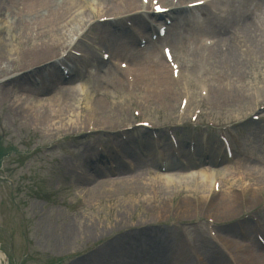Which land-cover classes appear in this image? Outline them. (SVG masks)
Returning a JSON list of instances; mask_svg holds the SVG:
<instances>
[{
  "label": "rangeland",
  "instance_id": "374dc122",
  "mask_svg": "<svg viewBox=\"0 0 264 264\" xmlns=\"http://www.w3.org/2000/svg\"><path fill=\"white\" fill-rule=\"evenodd\" d=\"M171 1L168 0V2ZM138 2L143 3L142 0ZM263 2L264 0H257L254 5L252 3L248 6L243 1L234 0V11L236 13L249 11L256 22L262 24L264 23ZM161 4L164 3L161 2ZM84 5L89 18H93L91 21H96L97 15H104L102 10L105 11L106 8L104 5L99 6V0H85ZM112 17L115 16L112 14ZM120 17L119 19L124 18L122 15ZM14 19L12 17L6 24L0 22V29L4 28L5 31L2 36L8 46L18 45L21 41L25 42L17 30L10 31L8 35L6 27H10L9 24H11V27L15 28L16 20ZM125 21L126 19L124 24ZM127 22L129 20L126 24ZM86 29L87 26L84 32ZM191 30L187 31L188 36L194 35ZM238 32L240 35V31ZM210 37L214 36L210 35ZM92 38L87 34L80 46L94 44L91 42ZM132 38L135 39L134 36ZM243 41L244 39L241 42ZM257 41L264 48V39ZM219 43L222 44L221 41ZM223 44L226 45L224 41ZM162 45V43L155 45L160 59L162 58ZM251 46L249 41H245L237 51L244 52L245 48L250 50ZM132 47H138L137 40H133ZM8 48L11 50V47ZM26 48L29 49V45ZM128 48H130L129 45H127ZM222 48L220 45L215 50L209 51L207 59L211 62H207L208 68L215 69L218 57L221 58L224 66L227 67L228 64L233 66L234 59L233 61L229 59L230 55L221 57L218 54ZM24 51L25 49L21 46L13 50L16 62L23 64L17 63L14 68H9L2 63L0 67V85L7 81L5 89L0 91V142L6 149H12L0 168V256L3 258L2 264H84L83 259L87 260L111 238L130 232V228L122 229L130 225H133L131 228L139 231L149 226L158 227L170 238L167 243L172 250L170 254L174 252L173 254L180 255L178 257H183L187 253L193 264H210L207 253L209 254L212 249L217 250L218 254V249H220L221 255L228 264H243L240 258L247 254L257 253L264 257V248H257L253 243L237 242L238 244H234L237 231L234 228V220L237 217H233L237 216L240 210L227 217L216 216L213 220L208 217L212 213L208 214L207 210H199L200 213L194 212L193 208L197 205L195 200L197 198L193 192L177 193L171 197V206L168 204L167 212L163 215L155 212L159 198L149 191L139 197L134 195L127 199L121 191L115 190L89 204L80 198L83 185H79V181H75L76 178H74L81 171L97 177L93 172L94 168L99 166L100 161L108 157L114 148L119 147L120 142L151 141L152 139V148H154L156 142L154 143L153 139H161L163 143H169L170 135L182 141L184 153L187 152V143L191 137L196 139L195 148L200 154H203L204 149L207 150L208 155L210 154V157L205 160L214 157L225 160L227 157L224 142L221 143L219 139L220 136H225L233 154L236 151V156L234 154L235 159H228L231 163L226 165L231 174L229 173L221 181L223 187L221 195L223 196L215 198L212 193L209 199L212 198V203L214 199L219 202L220 198L223 200L229 192H234L235 196L240 198V205L242 201L248 204L252 217L259 218H257V225H264V55L261 58L249 51L251 61L249 67L243 70L245 77L242 76L244 79L240 80L238 85L239 92L244 96L234 95L235 86L230 84V88L225 87L224 90L213 88L214 92L211 97L202 103L196 88L203 86L198 87L199 83L196 84V88L193 86L196 82L195 77L198 76L195 74L198 68L196 58L191 59L188 55L178 56L181 59L179 63L184 76L180 79L176 92L180 94L183 88L191 84L189 89L192 90H189V93L192 99L195 100L198 97V102L190 105L189 109L181 114L178 113L179 102L174 105V111H170L164 104L163 98H157L158 96H148L144 92L138 94L133 92L132 95H128L130 91L127 90L126 94V87H121L120 90L108 88L110 78L95 76L91 70L98 72V69L91 65L84 70L85 78L74 80V83L70 84L73 90L80 94L76 98L77 101L72 111H64L69 103L67 104L68 101L63 99L59 90H57L58 101L54 103L47 102L48 97L34 99L29 95L28 90L39 87L42 78L37 74L42 69H47L48 66L33 67L36 64L39 65L41 59L31 61ZM89 54L90 59H98L94 51ZM114 56L112 57L115 58ZM58 70L60 72L59 68ZM127 72V75L134 76L131 71ZM167 76L171 77L170 73ZM127 77H124L123 84L127 85ZM30 84L34 86L32 89H30ZM221 90L231 96H226L229 100L224 104H220L218 100L220 96H225L219 95L218 91ZM158 91L165 94L164 91ZM86 95L90 106L94 100L100 98L105 104L116 107L119 119L117 118V123L112 129L104 130L103 124L96 127L90 125V129H87L85 121L88 119L89 111ZM25 96H28L27 99L33 104L37 105L40 102L41 107L51 111L52 120L46 126L21 117L19 100H25ZM177 100L179 101V98ZM198 107L201 111L198 110L195 114ZM134 110L140 112L139 117L133 115ZM253 117H258L259 120L254 121ZM84 118H86L85 121ZM143 121L151 123L157 128V130L154 128L155 131H160V133L156 135L147 129L137 127V124ZM209 122L213 126H207ZM211 152H215L213 157H211ZM82 157L88 161L83 160ZM153 161L155 160H149L150 163ZM175 161L178 164L177 160ZM87 162L93 163L88 165ZM134 162L136 163L137 160L134 159ZM154 163L158 168L160 161ZM173 163L171 160L168 161V165H173ZM101 167L103 171H106V167ZM238 167L248 173L243 174L241 178L252 183L253 192L247 187L244 188L241 180H238V176H241L238 173ZM157 173V170L145 173L147 181L156 180ZM126 176L127 180L133 181L136 178L131 174ZM186 195L190 196L188 201L191 202L193 210L189 215H184L180 209L177 210L178 207L181 208ZM125 201L132 203L133 207L130 204H124ZM124 205L130 207L129 214H124ZM146 207L149 209L147 214L144 210ZM250 214L244 213L243 215L249 217ZM239 215L241 216L242 212ZM68 223L80 231H86L85 226L96 223L105 237L98 240H87L83 237L74 240L72 245L63 243L59 237L63 236ZM212 228L216 230V234H219V238L211 236L214 231ZM125 245L123 248L127 247ZM207 245L209 247H206ZM239 247L244 250L242 255L233 254ZM176 248L184 252L176 251ZM119 256L116 253L109 256L100 253V264H124L117 262ZM212 256L214 258V255Z\"/></svg>",
  "mask_w": 264,
  "mask_h": 264
},
{
  "label": "bare ground",
  "instance_id": "6f19581e",
  "mask_svg": "<svg viewBox=\"0 0 264 264\" xmlns=\"http://www.w3.org/2000/svg\"><path fill=\"white\" fill-rule=\"evenodd\" d=\"M155 1L164 3V7H171V3L168 2V0ZM239 1H243L245 5L250 6L252 3L254 5L257 0ZM84 2L85 0H0V22H5L6 24L9 19L12 17L15 18V28H12L11 24H9L10 27H6L8 35L10 34V31L17 30L20 37L25 41L19 42L18 45L12 44L11 46H8L2 36V34H5L4 28L0 29V67L2 66V63L9 68H14L17 63L23 64L18 61L16 62L13 53V50H17L20 46L25 49L24 54H27V58L31 61L41 59L39 65L51 62L49 63V67L47 69H42V71L40 70L41 72L37 74L39 76L41 75L40 77L45 80H43L39 87L33 90H28L31 97L34 99H39V97H48L47 102L54 103L58 101L57 90H59L63 99L68 101L67 104L69 103L64 111L68 112L69 110L70 112L74 109V104L77 101L76 98L80 94L76 90L74 91L70 84L74 83V80L81 79L85 76L83 71L85 65H82V63L79 62L78 65H80V68L82 67L79 69L77 64H74V57L68 55L64 58L62 57L61 52L66 53L69 49H72L75 43L74 38L84 35L85 33H79L84 32V29L87 26L88 30L86 29L85 32H87L86 34H89V36L93 37L92 40L97 48L95 49L97 51L110 52L117 58L126 59L130 64L129 70L134 74V77L132 78L134 80L133 87L130 89L126 84H123L124 77L127 76L128 73L127 70L117 67L115 63L112 65L110 60L107 62L100 60L99 63H96L95 65L100 70V72H97L96 75L99 78L101 76L110 78V85L108 88H118L120 90L121 87H126V94L128 89L131 90L128 95H132L133 92L136 94L144 92L148 96H158L157 98H163L164 104H166L167 109H170V111H174V105L177 104V102H179V107L181 102H184L183 94L189 98L187 109H189L190 105L192 106L198 102V97L194 100V98L192 99V95L189 93V90H192L189 89L191 88V84L183 88V90L180 91V94H177L176 88L179 87L178 84L180 79L183 78L184 73L181 69L182 72H180V78L178 81L173 79L172 71L169 70L167 62L164 61V63L158 57L152 42L149 43L144 50L132 48L134 40L132 38L133 36L137 37L141 35L143 31L153 32L154 28L147 25L146 21L153 16L151 7L154 5V0H149L147 5H143V3L138 2V0H99V6L101 7L103 5L104 7L108 5L113 6L109 9V12H106V9L105 11L102 10V12L105 13L103 16L97 15V23L90 22L93 18L90 19L88 13H86V6L84 5ZM186 4L189 3H185L184 0H179L178 6L171 8V12L166 16L167 19H170L172 16L175 17V19L178 18L177 22L179 23L177 25H181L183 32L180 35H177V33L174 32H168L164 39L165 41L171 40V38L175 39L178 36L184 40V35L186 34L185 29L195 27L198 23H200V18L198 20H191L190 22L186 20L187 18H185V15L194 13L196 10H204L206 9V5L202 8L192 10L186 9ZM230 8L233 9L229 12L230 18L227 22H222L219 24V27L212 28L214 22L213 19L209 18L206 25L207 27H210L209 29L212 28V31L217 32V35L219 34L223 36L221 39L222 44L214 42L210 48H207L200 42L201 38H196V36L191 38L187 36V39H189L188 42H192V49L188 52V56L191 59L196 58V62L198 64V68H196L195 72L198 76L195 77L196 82L193 86L196 88L197 83H199V87L203 84H209L208 99L211 97L212 92H214L213 88H222V90H224L225 87L230 88V84L235 86L234 95L238 94L239 97L244 96L243 93L239 92L238 85L240 80L245 77V72H243V70L249 67V62L251 61L249 51L261 58L264 55V48L261 44H258L257 41L261 38L264 39V23H257L253 14L249 11H238L234 17V6H230ZM139 10L140 12H138ZM112 14L115 17L121 15L126 16V21L129 20L135 29L131 30V27L126 24L124 25L123 19L116 20L114 24L111 22H105V26H101L102 24L99 20L103 17H109ZM202 24H204V22ZM160 25L166 26V21H163ZM238 31H240V35ZM217 35L215 37H217ZM242 38L244 39L243 42L249 41L252 46L250 50L245 48L244 52L241 51V53H239L237 49H239L243 43L241 42L243 40ZM223 41L226 45L223 44ZM27 45H29V49L26 48ZM127 45H129L130 48L127 49ZM220 45L225 49L222 48L218 54L220 56H223L225 53L226 56L230 55L229 59H232V61L234 59L233 66L231 67L229 64L227 67L224 66L222 60L218 58L215 69H210L206 66L207 62H210V59H207L209 51L215 50ZM8 47H11V50H9ZM83 47L85 51L89 50L88 46ZM49 56L50 58H47ZM93 61L94 60H91L90 63H93L91 65L95 64ZM59 65H63L66 68L69 65H76V68L73 70V77L70 81H67L65 78H61L58 70ZM36 66L38 65L36 64L33 67ZM169 73L171 77L167 76ZM90 81L92 82V80ZM214 81L218 85H214ZM6 83L7 81L0 85V91L5 89ZM126 83L128 84V82ZM32 85L30 84V89L34 87ZM158 90L164 91L165 94L159 93ZM222 90L218 91L219 95H225L219 97L218 100L220 104L228 102L229 99L226 96L231 97L230 95H226L225 92H222ZM85 97L89 111L88 119L85 121L86 118H84V121L87 122V129L90 128V125L96 127L97 125L100 126V124H103L102 128L104 130L112 129L117 123V118L119 119V117H117L116 107L105 104V102L100 98L94 100L90 106L88 104L89 99L87 100V95ZM27 98L28 96H25V100H19V103L21 104L19 105L21 106V117H25L28 121L37 122V124L41 126H46L47 123L52 120L51 111L47 110V108L41 107L42 103L36 102V105L33 104V102H30ZM178 98L179 101L177 100ZM220 98L223 99L221 100ZM201 99L203 98L201 97ZM158 133H160V131H156V134ZM144 142L143 140H135V143H133V147L135 149L130 146L132 141L127 143L121 142L119 146L121 149L120 151L124 154H127V150L129 148L132 151L130 154L132 159H138L137 164L131 163L132 165H130L129 162L127 163L126 161L125 163H127L128 167H125L122 161H119V164L125 168L123 169L119 166V170H117L118 172L108 171L104 173L102 168L97 166L94 168L93 172L96 175H99V177H94L91 173H84L83 171H81L79 175L75 176V181H79V185H83L80 191V193H82L80 194V198L91 204L92 202H95L97 198L105 197L108 194L115 192V190H117V192L121 191L124 196H127V199H130L129 196L134 195L139 197V195L147 194L149 191L154 193V195L160 199V202L159 199L157 200V208L155 212L163 215L167 212L168 204H171L170 198L174 195L176 187H179L182 191L190 192L194 186H201L200 190H196V192L201 194L202 197L197 200L200 201L199 205H196V207L193 208L194 212L200 213L199 210L206 209L210 204H212L209 197L214 184L217 182L220 183L229 173L231 174L227 166L223 167L222 165V168L219 170L217 164L212 165L207 163L191 168V172L187 174H185L184 171H179L177 175L170 174L168 173L169 169L166 168L164 172L157 173L156 180L148 182L145 177L146 172L144 171L146 170L145 165L148 164L149 160L156 161L158 159L157 155L163 157L173 155V153L167 152L171 148H168L166 144L159 145L155 147L156 149H154L152 148V139L151 141L144 140ZM125 144L127 147L123 148L122 145L126 146ZM120 151L117 152L120 153ZM82 159L85 160L84 157H82ZM211 160L214 161L213 158ZM139 162L141 164H139ZM92 163L87 162L86 164L90 165ZM149 166L152 168L154 167V164L149 162ZM169 167H171V165ZM173 167H175L174 163ZM126 173L133 174L136 177L135 180H127V178L124 177ZM238 173L241 175L238 176V179H241L244 172L239 167ZM118 175L122 176L117 178L113 177ZM222 196L223 195H221V197ZM189 198L190 196L186 195L181 208H178V210L180 209L184 215H189L193 212L190 205L191 202L188 201ZM219 202L221 203L219 204ZM219 202V205L217 204L214 208L213 205H211L210 213L212 214L211 216L208 215V217L213 219H215L216 216L227 217L239 210V214H241V212L243 214L246 212L245 205L248 210L250 209V206L245 204V202L243 203V201L242 205H240V198L239 196H235L234 192H229L223 200L220 198ZM125 203L126 205L130 204V206L133 207L132 203L128 201H125L124 204ZM123 207L125 209L124 214H129L130 207L125 205ZM144 210L147 214L149 209L146 207ZM239 214L233 218L239 217ZM245 221L246 222L244 224H251L250 221ZM131 227H133V225L123 227V230L130 228L131 231L125 233L123 236L113 238L111 242H108L104 247H101L97 253L90 255L87 260L86 258L83 259L82 263L85 261L84 264H100V253H105L108 256L116 253L117 256L120 255L118 257V262H122L124 264H132L134 260L141 262V264H193L190 255L187 253L183 257H178L180 255L173 254L174 252L170 255L167 254V252L171 250V248H168L169 244H167L169 243L170 238L167 236L166 232L158 229V227L149 226L148 228L140 231ZM85 229L86 231L76 230L74 225L68 223L66 231H64L62 237H59V240L63 243H70L72 245L74 240L76 241V239L79 240L83 237L87 240H98L105 237V234L99 230L96 223L85 226ZM124 244H126L125 246L127 247L123 248ZM206 247H209V245ZM177 250H179V248H176V251ZM216 252L217 250L214 251V249H212L209 251V254L207 253V257H209V259H207L210 264H228L221 255L220 249H218L219 254ZM212 255H214V258ZM2 259V256H0V264H2ZM240 261L243 264H264V257L261 254L259 256L257 253L255 255L249 254L248 256H242Z\"/></svg>",
  "mask_w": 264,
  "mask_h": 264
}]
</instances>
